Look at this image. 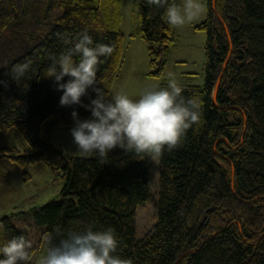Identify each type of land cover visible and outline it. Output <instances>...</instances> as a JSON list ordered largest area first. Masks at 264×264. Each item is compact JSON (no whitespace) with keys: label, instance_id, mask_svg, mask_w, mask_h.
<instances>
[{"label":"trees","instance_id":"obj_1","mask_svg":"<svg viewBox=\"0 0 264 264\" xmlns=\"http://www.w3.org/2000/svg\"><path fill=\"white\" fill-rule=\"evenodd\" d=\"M164 12L140 4L153 76L176 40ZM121 16L120 0H0V195L17 171L27 180L30 166L44 164L66 177L60 197L23 214L46 227L47 247L49 238L55 244L93 225L115 229V254L129 264H264V0H209L206 21L195 27L207 34L205 84L181 85L186 98L202 102V117L159 156L157 221L142 239L135 215L149 197L150 158L119 147L103 159L67 155L53 130L71 129L74 109L82 119L91 114L82 104L61 106V91L45 76L50 56L66 47L61 37L87 29L94 43L114 48L97 69L98 86L113 93L124 61ZM26 60L31 69L15 82L10 70ZM94 96L90 88L81 99ZM20 235L28 239L0 217V245Z\"/></svg>","mask_w":264,"mask_h":264},{"label":"clouds","instance_id":"obj_2","mask_svg":"<svg viewBox=\"0 0 264 264\" xmlns=\"http://www.w3.org/2000/svg\"><path fill=\"white\" fill-rule=\"evenodd\" d=\"M149 5L164 7L168 25L183 26L198 19L204 11L202 0H183L181 5L169 0H146ZM66 46L58 55H51L45 76L54 79L61 91V106L82 104L90 111L89 118H80L74 109V124L70 129L72 144L79 155L100 159L119 147L134 157L155 160L162 152L177 147L189 128L202 117V102L198 97H185L175 74L167 73V85L144 87L133 98L121 89L110 95L97 83V69L104 58L113 54L110 44L93 41L87 29L77 36L61 37ZM32 61L14 64L10 76L15 82L31 69ZM68 77L65 80V77ZM92 89L95 96L84 104L82 97ZM60 230L57 229V232ZM119 245L115 229H95L86 225L70 229L51 243L38 264H129L116 255ZM32 241L23 235L0 245V264H30Z\"/></svg>","mask_w":264,"mask_h":264},{"label":"rangeland","instance_id":"obj_3","mask_svg":"<svg viewBox=\"0 0 264 264\" xmlns=\"http://www.w3.org/2000/svg\"><path fill=\"white\" fill-rule=\"evenodd\" d=\"M121 23L116 31L125 36L123 47L124 61L121 75L115 82L114 91L121 89L133 98L138 97L146 86L167 84V73L175 74L178 82L183 85L203 86L205 84L207 34L195 27L206 21L209 11V0H202L203 13L198 19L183 26L176 27V40L171 49L167 63L158 76L150 75L149 57L146 45L140 37V4L143 0H120ZM183 0L175 1L181 5ZM54 144L60 145L63 151L73 157H83L72 144L70 129L55 128L52 132ZM91 157V156H89ZM149 197L136 209V237L142 239L153 231L157 221L158 188H159V157L149 161ZM27 175L16 172L11 185L4 187L0 195V217L9 216L10 223L19 231H26L28 239L34 246L31 264H38L39 258L47 247L46 227L34 225L32 216L23 214L35 207L44 206L51 200L60 197L61 189L66 181L62 171H55L44 164H35L28 168ZM8 188V189H7ZM9 190V192H8ZM18 213L19 215H13Z\"/></svg>","mask_w":264,"mask_h":264},{"label":"water","instance_id":"obj_4","mask_svg":"<svg viewBox=\"0 0 264 264\" xmlns=\"http://www.w3.org/2000/svg\"><path fill=\"white\" fill-rule=\"evenodd\" d=\"M222 21V20H221ZM223 22V21H222ZM224 28H225V30H226V32H227V28L224 26ZM228 34V33H227ZM227 64V62H225V64H224V67H225V65ZM221 77H222V75H220L219 77H218V80H217V82H216V85H215V89H214V91H213V102L215 103V97H216V91H217V88H218V86H219V83H220V80H221Z\"/></svg>","mask_w":264,"mask_h":264}]
</instances>
